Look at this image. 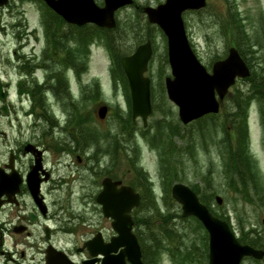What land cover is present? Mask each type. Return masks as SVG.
Returning <instances> with one entry per match:
<instances>
[{"label":"rangeland","instance_id":"obj_1","mask_svg":"<svg viewBox=\"0 0 264 264\" xmlns=\"http://www.w3.org/2000/svg\"><path fill=\"white\" fill-rule=\"evenodd\" d=\"M99 1L101 0H95L97 4ZM136 1L139 4L154 6L164 0ZM227 1L233 5L236 3L240 10L241 19L238 23L242 32L238 37L236 32L224 35L216 22L201 23L200 18L210 19L212 12L220 13L218 10L224 0L210 1L209 7L201 12L199 18L191 14L188 24L191 27V37L195 39L196 53L204 65L226 57L228 50L235 47L234 42H236L239 50L249 59L248 64L254 72V77L239 80L231 88L219 117L210 116L200 120L197 124L195 122L191 125H182L178 117V109L169 101L165 91V78L170 75V67L166 60L165 37L155 26L142 24L139 17L144 18L143 12L138 15L135 8L128 7L124 8L120 14V24L123 26L124 36L128 38V44L124 50L118 49L119 54L122 57L130 54L147 37L153 39L154 44V56L148 73L152 79L153 111L148 119V126L144 127L141 119H130V108L126 101L123 83L120 81L114 83L111 74V56L104 43L92 48L89 71L81 80L84 83L95 75L98 78L97 82L91 83L90 86H82L80 90V86L76 87L78 81L75 80L72 86L75 87L73 91L77 94H70L65 80L61 92L46 94L44 102L47 103L48 112L58 125L54 127L47 120L35 119L42 128L46 130L53 128L54 144L56 143L54 147L58 152L65 148L63 145L65 142L68 143L69 148L75 147V144L71 145L70 139L82 129L80 125H77L78 122H86L95 131L94 135L88 137V143L83 142V145L80 143L81 146L77 145V147L78 155L81 156L84 153L91 160L94 159L93 154L97 151V145L108 148L106 153L99 154L101 157L99 166L93 160L87 169L85 166H79L76 158L71 160L67 157L66 161L72 164L70 168L77 167L84 177L92 174L91 170L94 165L98 170H107L106 168L110 167L114 174L121 178L125 177L132 184L140 182L141 173L155 180V184L149 183V187L156 190L154 191L156 198L152 195L148 204L144 202L135 211L134 219H147L151 229H147V234L154 232L162 237L170 232L172 239H166L164 242L167 250L158 253L159 264H208V245L206 247L205 244L207 232L197 220L191 217L183 218L181 205L167 194L166 184L169 178L171 181V178L176 177L177 182L196 188L200 200L211 209L214 215L227 221L237 236H242L243 232L244 234L247 232L248 238L261 239V234L264 235L262 223L264 219V115L257 100L251 102L248 110V153L252 160L254 179L248 178L247 192H244L242 183L233 172L234 167L228 164L231 162L230 149L227 148L230 144L229 138L236 140L239 136V130L235 132L233 129L232 123L235 122L230 118L235 101L239 99L240 94L250 92L255 79L264 82V26L262 21L252 19L256 10L257 13L263 10L261 16L264 19V0ZM18 4L14 10L24 5V3ZM29 5L34 7V15L44 10L36 3ZM218 5L219 9L216 7ZM41 7L44 8V6ZM136 33L143 34L145 37L134 41ZM209 33H211L210 36H208ZM116 38L121 39L117 32L111 33L110 39L116 40ZM98 39L102 41L101 38ZM100 90L103 94H99L97 100L89 98V95H92V98L95 97L94 93H100ZM89 99L90 101H87ZM243 103L245 104V101ZM63 104H67V108ZM103 104L108 106V114L105 119L101 120L98 118L97 110ZM79 113L81 116H77ZM225 122L227 126L223 125ZM65 126L69 129L68 131L63 130ZM172 127L174 131L175 128L177 129V135L174 138L172 136L167 138L169 132L166 130ZM226 127H228L227 132ZM40 130L36 129L37 135ZM226 137H228L227 142ZM79 140H82L80 136ZM125 142L128 143L125 144ZM189 145L192 147L190 153ZM134 187L137 191H143L140 186ZM83 194L86 196L88 193L83 191ZM217 197L222 199L221 205L217 203ZM150 244L154 245L155 240L148 237L147 250ZM174 249L190 253V256L195 254V257L192 262L190 260L187 262L186 259L177 262L170 253V250ZM243 264H259V262L247 259Z\"/></svg>","mask_w":264,"mask_h":264},{"label":"flooded vegetation","instance_id":"obj_2","mask_svg":"<svg viewBox=\"0 0 264 264\" xmlns=\"http://www.w3.org/2000/svg\"><path fill=\"white\" fill-rule=\"evenodd\" d=\"M18 3L24 5L14 10ZM35 3L38 7L46 4L43 0H9L7 6L0 7V264H132L125 246L115 249L119 233L114 220L103 214L97 197L106 178L121 182L118 188L134 185L114 174L112 168L101 171L93 165L87 177L77 167L70 168L67 157L76 158L86 169L93 159L84 153L78 158L81 142L74 138L70 139L71 145L75 144L71 150L65 142L62 151H55L54 138L47 137L35 120L38 115L48 122L46 94L61 92L64 80H79L83 75L85 30L68 24L52 10L34 15L29 4ZM98 3L103 4L102 0ZM143 5L135 0L131 7L139 15ZM123 10L116 13L121 39L110 40L113 48L128 44L120 24ZM218 11L212 12L210 19L200 18L201 23L216 22L224 35L236 32L238 37L242 30L236 3L224 0ZM191 12L200 17L199 12L187 10L183 20L190 44L197 51L188 25ZM261 13L256 10L252 19L260 21ZM139 18L149 26L146 15ZM89 30L95 32L96 28ZM144 37L136 33L133 40ZM144 41L153 44L150 37ZM214 63L205 65L210 73ZM36 129H41L38 135ZM83 191L88 194L84 196ZM147 229V219H133L132 232L142 262L159 264L143 249ZM193 257L195 254L191 262Z\"/></svg>","mask_w":264,"mask_h":264},{"label":"water","instance_id":"obj_3","mask_svg":"<svg viewBox=\"0 0 264 264\" xmlns=\"http://www.w3.org/2000/svg\"><path fill=\"white\" fill-rule=\"evenodd\" d=\"M45 1L70 23H94L107 28L115 27V11L131 3V0H105V7L100 8L94 0ZM6 3L7 0H0V6ZM205 5L206 0H167L157 9L148 7L145 10L151 23L157 24L168 38L169 62L174 78L166 79V88L170 100L179 106V115L184 124L209 113H218L216 91L223 99L237 77L246 78L250 75L247 65L235 49L230 50L227 59L215 63L212 75L198 61L189 46L182 13L186 9L198 10ZM152 53L151 45L147 43L122 60L131 88L133 116L142 117L144 123L152 111L150 80L144 76ZM106 111L105 107L100 109L101 118H104ZM172 193L183 205V216L197 217L206 228L209 234V264H241L246 257L264 264V251L240 243L229 224L215 217L190 188L177 184ZM217 200L221 204L222 200ZM98 201L103 204L105 215L115 220V228L120 233L115 246L127 248L132 264H143L137 238L131 233L130 216L133 208L139 206L140 197L130 188L115 191L114 187L107 185Z\"/></svg>","mask_w":264,"mask_h":264},{"label":"trees","instance_id":"obj_4","mask_svg":"<svg viewBox=\"0 0 264 264\" xmlns=\"http://www.w3.org/2000/svg\"><path fill=\"white\" fill-rule=\"evenodd\" d=\"M115 69L114 73L115 76H122L124 77L121 65H120V59L119 56L115 55ZM256 76V75H255ZM126 81V80H125ZM128 88V87H127ZM246 101L244 106L240 103L238 100L235 104V107L233 109V113L231 116L236 117L234 118L233 123L235 125V128H237L238 131V139L236 146H233V144H230V162L228 163L229 166H233L234 170L233 172L238 176V179L243 185L244 192H247L248 190V178L254 179V169L251 166V157L248 153V129L246 124V110L249 105V103L252 100H258L261 103L262 111L264 115V82H261L260 80L255 79L252 84V89L250 90V94H245ZM127 100L129 105L131 104V98L130 94L127 91ZM131 119V114H130ZM236 147V148H235ZM247 233V232H246ZM246 233L242 234L240 237L241 242L248 243L255 248L264 250V235L261 234L262 238H248L246 236ZM153 236V240L157 241L158 237L154 233H150ZM152 249L149 248V252H151ZM156 254H157V248H156Z\"/></svg>","mask_w":264,"mask_h":264}]
</instances>
